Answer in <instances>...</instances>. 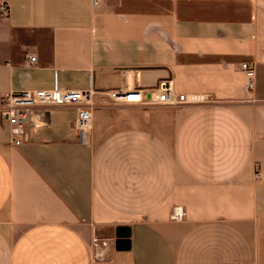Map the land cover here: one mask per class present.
<instances>
[{
	"label": "crops",
	"instance_id": "0c3cea01",
	"mask_svg": "<svg viewBox=\"0 0 264 264\" xmlns=\"http://www.w3.org/2000/svg\"><path fill=\"white\" fill-rule=\"evenodd\" d=\"M1 1L0 101L66 89L93 109L83 141L73 107L18 146L0 123V264H264V0ZM161 84L205 102L105 96Z\"/></svg>",
	"mask_w": 264,
	"mask_h": 264
},
{
	"label": "built area",
	"instance_id": "2783aa9c",
	"mask_svg": "<svg viewBox=\"0 0 264 264\" xmlns=\"http://www.w3.org/2000/svg\"><path fill=\"white\" fill-rule=\"evenodd\" d=\"M93 4L96 5L97 0H93ZM9 13V6L0 0V17L6 18ZM28 60L29 63L34 64L36 57L28 56ZM240 70L247 78V89L252 90L255 77L254 65L242 63ZM105 96L113 105L183 106L205 102V99L201 97L176 93L166 84H161L158 88L144 93L139 90L128 92L117 90L109 91ZM60 106L75 108L74 129L83 141L90 128L93 109L89 94L83 91L54 89L9 92L0 101V123L7 126L10 143L18 146L26 139L28 128L36 129L46 125L44 115L47 108ZM256 177L258 178L259 174H256ZM181 217L182 215L176 214L175 209L173 218ZM107 247V242L93 238L91 246L93 259L103 258Z\"/></svg>",
	"mask_w": 264,
	"mask_h": 264
},
{
	"label": "water",
	"instance_id": "95a60500",
	"mask_svg": "<svg viewBox=\"0 0 264 264\" xmlns=\"http://www.w3.org/2000/svg\"><path fill=\"white\" fill-rule=\"evenodd\" d=\"M115 249L118 251L129 249V240L126 236L117 235V240L115 242Z\"/></svg>",
	"mask_w": 264,
	"mask_h": 264
},
{
	"label": "bare ground",
	"instance_id": "6f19581e",
	"mask_svg": "<svg viewBox=\"0 0 264 264\" xmlns=\"http://www.w3.org/2000/svg\"><path fill=\"white\" fill-rule=\"evenodd\" d=\"M176 214H177L178 216H180V215H181L180 210H177V209H176Z\"/></svg>",
	"mask_w": 264,
	"mask_h": 264
},
{
	"label": "rangeland",
	"instance_id": "374dc122",
	"mask_svg": "<svg viewBox=\"0 0 264 264\" xmlns=\"http://www.w3.org/2000/svg\"><path fill=\"white\" fill-rule=\"evenodd\" d=\"M198 104H203V103H198Z\"/></svg>",
	"mask_w": 264,
	"mask_h": 264
}]
</instances>
